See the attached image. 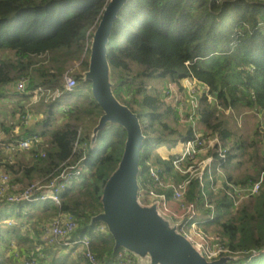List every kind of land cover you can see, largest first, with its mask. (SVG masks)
I'll return each instance as SVG.
<instances>
[{
	"label": "trees",
	"instance_id": "obj_1",
	"mask_svg": "<svg viewBox=\"0 0 264 264\" xmlns=\"http://www.w3.org/2000/svg\"><path fill=\"white\" fill-rule=\"evenodd\" d=\"M107 4L108 0H0V53L11 52L16 58H0V99L8 85L23 77L28 79L29 91L41 88L61 92L56 99L41 97L34 106L46 116L36 127L45 128L54 120L61 101L75 96L74 102L65 104L61 111L65 123L49 131L50 146L45 155L30 151L34 162L26 165L16 180L28 185L39 180L49 182L63 171L70 174L73 179L59 193L61 204L51 201L41 208L54 216L70 214L78 226L68 239L70 246L63 248L69 254L75 252L74 243L87 235L91 251L101 264L113 261L120 249L115 250V241L107 230L95 231L101 223L93 220L103 211V189L122 159L127 133L121 125L107 122L93 134L103 109L93 96L91 82L78 75L74 90L67 91L64 77L68 64L74 61H80L84 72L88 70L91 39ZM108 60L113 93L138 115L145 135L140 151L139 196L152 188L151 164L160 166L167 177L173 170L177 154L158 149L176 146L179 139L185 142L194 138L191 129L177 136L164 120L169 106L156 92H148L146 81L151 77L169 78L175 84L195 79L207 86L215 103L202 99L206 105L200 121L225 141L226 158L219 165H229L227 156L232 159L233 150L242 151L244 146L241 140H234L230 149L226 148L233 134L215 115L246 109L264 117V0H128L113 21ZM15 71L17 74L12 75ZM32 134H36L35 128L19 136ZM213 152L219 156L217 150ZM23 165L22 160L11 161L0 151V170L18 173ZM257 178L248 175L235 179L229 175L236 184ZM204 197L206 200L204 188L193 179L186 200L201 208ZM208 201L216 212L204 225L217 227L218 234L228 241L229 256L235 260L227 264H264V185L253 201L241 205L236 213L231 211L232 203L225 193ZM11 204L4 202L0 207ZM17 208L18 218L26 217L21 212L22 203ZM208 210L205 215L212 211ZM21 232H13L18 242L32 244L28 233ZM1 241L2 237L0 264H13L11 255L3 253ZM51 264L61 263L54 260ZM71 264L89 263L79 251Z\"/></svg>",
	"mask_w": 264,
	"mask_h": 264
},
{
	"label": "rangeland",
	"instance_id": "obj_2",
	"mask_svg": "<svg viewBox=\"0 0 264 264\" xmlns=\"http://www.w3.org/2000/svg\"><path fill=\"white\" fill-rule=\"evenodd\" d=\"M14 57L15 56L11 52L0 53V58L2 59H10L12 61H16V58ZM39 59L41 58H36L35 60ZM68 66L69 75H73L75 76V78L78 75H84L85 78V72L83 71L80 61H74L68 64ZM16 74V71L15 73H12V75ZM187 80H189V82L191 81L190 79H184L180 83L175 84L172 83L169 78L151 77L146 81V84L149 93L156 92V94H158V96L164 100L165 104L169 106V108L166 109L169 114L164 117V120L176 130L177 136L180 134L186 135L190 129L193 131V133L195 132L198 133V135H202L204 139L203 147L201 149V152L198 154V157L194 161L185 162L184 166L182 167V169H187L191 166L190 171L195 175L199 172V168L197 166L199 161L205 159V157H207L208 155H213L214 150H217L219 152V150L225 149V141H222L217 133H213V129L206 128L200 121L201 110L204 109L206 105L205 102L202 101V99L205 97L207 103L213 104L215 103L214 96L207 92V86L199 84L197 81L194 85H192L189 84ZM17 81L18 80L7 86L5 90V96L0 99V151L2 152V154L8 155L9 158H11V161H15V159L16 161H18L20 159L22 160V163L25 164L20 168V171L18 173L10 171L8 172L5 169L0 170V176L9 175L12 178L11 184L14 186L15 192L21 190L26 186L25 184L18 182L16 178L20 177L21 172L26 165L31 166L34 162V160L32 159V153L30 151L35 150V148L30 150H19L14 147H8V142L13 135L14 128L16 126H20L19 133L14 134L15 136H17V138L22 137L19 135H23L25 130L35 128L36 133L41 135L44 141L46 140L47 142H49V131L58 128L61 123H65L66 117L61 112L63 107H65V104L72 103L75 100V96L71 98L66 96L59 105L61 109L59 108L57 112L55 111L56 115L54 116V120H51V124L45 128L40 126L36 127V123L46 117L44 113L37 112L36 107H34L39 103L40 100L38 102H32L31 98L27 94L18 92L16 90ZM180 87L182 88L180 89ZM190 87H194V92H189ZM42 93L43 94L41 95V97L45 96L46 98H50L53 95L51 94V92L45 90H43ZM190 94L194 95L200 105V111L198 112V115L195 119H190L189 116L190 112L193 110L192 103L190 102ZM27 97H29L30 99L29 103L28 99L26 100ZM59 97H61V92L55 93L54 97H52L51 99H56ZM70 105L71 104H69V106ZM22 106L24 108V111H22ZM215 117L217 121H222L223 123L226 122L227 127L233 134V140L228 142L226 148L230 149L234 140H241L244 146V150H233L232 154L235 156L232 159H228L227 156L226 162L230 163L229 165H214L212 167V175L208 173L206 174L204 181V192L206 193V196H208L212 200H215L219 196V193H224V189H226L227 183H234L232 180H229V175H232V177L235 179L244 178L248 175L257 178L258 173H260L259 177L257 179H254L253 181H258L261 178H264V117L262 116V114L253 110L246 109L241 111L225 110L220 111V115L218 116V114H216ZM94 133L95 132L93 130V134ZM183 143L184 141L182 139H179L176 146L169 147L167 145H164L161 146L158 151L162 153V151L167 150V153L169 151V154L176 155L179 154L180 151H182L184 147ZM16 151H18V153H16ZM14 174H16V176H13ZM169 178H171L172 180L181 179L183 178V174H181L180 172L175 173L173 170L170 173ZM212 179H215V184L212 183ZM254 198L255 197L244 200L240 205H238V207L231 208V211H233V213H236L241 205L250 204ZM50 203L51 201L48 200L34 203H22L23 208L21 212L27 214L26 217L23 218H18L17 214L15 213L18 209V204H11L0 207V237H2V247H5L3 253L9 255V250L13 251L11 252L13 264H22V259L25 255H29L32 251H36L34 244L39 240L43 226L49 223L55 217L54 215H52L50 210H44L41 208L43 205ZM201 203L202 206L200 208V212L203 215L209 213L210 211L208 209L210 208H206L204 206L206 203L205 197L203 198ZM214 210L216 212V208ZM164 219L168 220L170 223L172 222L169 217L165 216ZM6 221H12V223H16V225L14 224V226L17 228H9V226H7L6 224ZM16 230L22 231L21 233H28V235L31 237L32 244H30L29 241L22 243L21 241L18 242V240L14 239L13 235L10 234H12ZM204 231L214 234L219 232L217 227H212L211 225H205ZM49 249L51 252L56 251L61 255L64 253V250H66V252L60 258L61 260H56V258H52V256L49 259H44V252L43 256L41 254H38L39 256H42V262L44 264H51L54 260H56L57 263L59 261V263L61 264L72 263V255L70 254L71 256H69V251H67L66 248H63V246H59L57 244L54 246H50ZM120 251H125V249L120 248ZM15 253H18V255L16 256ZM74 253L77 255V250ZM233 260L235 259L233 258ZM112 263H114V261H111L109 264Z\"/></svg>",
	"mask_w": 264,
	"mask_h": 264
},
{
	"label": "built area",
	"instance_id": "obj_3",
	"mask_svg": "<svg viewBox=\"0 0 264 264\" xmlns=\"http://www.w3.org/2000/svg\"><path fill=\"white\" fill-rule=\"evenodd\" d=\"M64 80L65 89L67 91H73L76 87L75 76L69 75L67 72ZM191 80L189 84L192 85L197 81L195 79ZM198 83L202 84L200 82ZM27 84L28 79L26 77L21 78L16 83V90L20 93L29 95L32 102H38L41 99L44 89L37 88L29 91L27 89ZM189 90V92H194V87H190ZM47 91L50 92L49 90ZM57 92L59 91L51 92L53 95L50 96L54 97ZM190 96L193 110L190 112L189 116L190 119H195L200 111V105L193 94H190ZM19 130L20 126L14 128L13 135L8 142V147H14L19 150H30L35 148V150L39 151V156H44L45 150L50 144L46 140L44 141L42 139L43 137L37 133L17 138L14 134H18ZM203 140L202 135H198V133L194 132V138L183 143L184 147L182 151L177 154L173 161L174 172L183 174V178L181 179L172 180L163 173V169L160 166L151 164L149 166V174L152 181V188L147 193L140 195L139 201L147 206L157 204L158 210L177 225L178 231L195 247V249L199 251L207 261H214L229 256L231 253L228 241L225 238H222L218 233L214 234L204 231V222L212 220L215 217L214 205L208 201L209 198L206 196L205 207L211 208L212 211L209 215H203L200 212L199 204L187 201L186 195L193 179H198L201 186L204 188L206 174L212 175V167L214 165L218 166L220 161L226 158V154L221 149L219 152L217 151L219 156L208 155L205 159L199 161L197 164L199 172L195 175L190 171L191 166L187 169H182L185 162L194 161L198 157L203 147ZM186 174H188V176L184 177ZM78 175L79 172H77V177ZM13 176H16V174ZM11 179L9 175L0 176V204L4 202L18 204L48 200L60 205L62 199L59 193L67 187V183L70 182L73 177L63 171L60 177L50 179L49 182L43 183L41 180L34 181L16 192L14 186L11 184ZM263 181L264 178L258 181H250L245 184L227 183L224 193L230 198L232 208L238 207L244 200L256 197L260 193ZM167 191H170V194H168ZM6 224L9 228H17L14 226L16 223H12V221H6ZM77 226L76 220L68 213H60L55 216L49 223L43 226L38 240L39 242L37 241L34 244L36 251H32L29 255H25L22 259V264H44L42 262L44 248L54 246L55 244L59 246H70L68 239ZM105 230H107V227L104 224H101L95 229L97 232ZM74 245L76 246L77 253L79 251L83 252L89 264H101L91 251L89 236H83L82 239L76 241ZM11 252L13 251L9 250V255H11ZM15 254L16 256L18 255V253ZM113 261L114 263L112 264H140L136 256L127 250L119 251Z\"/></svg>",
	"mask_w": 264,
	"mask_h": 264
},
{
	"label": "water",
	"instance_id": "obj_4",
	"mask_svg": "<svg viewBox=\"0 0 264 264\" xmlns=\"http://www.w3.org/2000/svg\"><path fill=\"white\" fill-rule=\"evenodd\" d=\"M127 1L109 0L94 31L85 72L93 96L103 109L94 132L107 122H114L127 133L122 159L103 189V211L93 221L107 227L115 241V250L123 248L131 252L140 264H227L232 257L207 261L178 231L176 224L164 219L157 204L147 206L139 201L140 151L145 135L138 115L113 93L108 60L113 21Z\"/></svg>",
	"mask_w": 264,
	"mask_h": 264
},
{
	"label": "crops",
	"instance_id": "obj_5",
	"mask_svg": "<svg viewBox=\"0 0 264 264\" xmlns=\"http://www.w3.org/2000/svg\"><path fill=\"white\" fill-rule=\"evenodd\" d=\"M185 80H186V79H185ZM190 80H191V79H190ZM191 81H192V80H191ZM187 82H189V80H187ZM24 234H25V233H24ZM10 235H13V238L16 239V238H15V234L12 233V234H10ZM16 240H17V239H16ZM67 251H68V250H67ZM65 252H66V250H64V253H63V254H65ZM53 253H55V254H53ZM63 254H62V255H63ZM60 255H61V254H60L59 252H56V251H55V252H51L50 249L48 248L47 253H45V257H46V258L44 257V259H47V258L49 259V258L52 256V258L55 257L56 260H61L60 258L62 257V255H61V256H60ZM71 255H72V257H73V260H72V261H75L76 258H77V255H76L74 252H72ZM71 255L69 254V256H71ZM65 256H67V255H65ZM69 256H68V257H69ZM63 259H64V258H63Z\"/></svg>",
	"mask_w": 264,
	"mask_h": 264
}]
</instances>
